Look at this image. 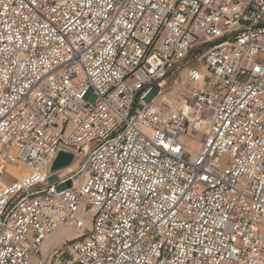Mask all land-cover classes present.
<instances>
[{"label": "built area", "instance_id": "1", "mask_svg": "<svg viewBox=\"0 0 264 264\" xmlns=\"http://www.w3.org/2000/svg\"><path fill=\"white\" fill-rule=\"evenodd\" d=\"M0 264H264V0H0Z\"/></svg>", "mask_w": 264, "mask_h": 264}, {"label": "rangeland", "instance_id": "2", "mask_svg": "<svg viewBox=\"0 0 264 264\" xmlns=\"http://www.w3.org/2000/svg\"><path fill=\"white\" fill-rule=\"evenodd\" d=\"M179 74H181V76L185 75V68H182L179 71ZM178 75H173L168 77L167 81H166V86H165V91H164V95L166 96V98H171V99H179L181 98L183 95V91L181 89V87L175 86L173 84L175 79H179L177 78ZM154 93L151 92L147 97H146V101H150L153 98ZM85 100H87L88 102H94L97 98V95L95 94V92H93L91 89H88L85 96H84ZM197 136V135H195ZM184 143L187 144V147L190 149V152L194 153L197 149H198V144L194 141L191 140H185ZM76 167V162L74 161V167ZM27 169H23L22 172H25ZM68 170L63 169L60 172L61 173H66ZM21 172V173H22ZM5 177L8 178V180L14 179L16 177H18V173L15 169L13 168H8L5 172ZM59 179L58 173H54L53 175L48 177V182H56ZM66 186V183H60L56 185V188H63ZM89 224V223H87ZM54 231H56L55 233H53V235H50L51 237L48 238L47 240H43L44 242L41 245V249L45 250L48 247H51L52 245L55 244H59L60 241L64 240V239H68L71 237H75L77 235V231L70 227V226H59L57 227ZM50 241V242H49ZM49 242V243H48ZM48 243V244H47Z\"/></svg>", "mask_w": 264, "mask_h": 264}, {"label": "water", "instance_id": "3", "mask_svg": "<svg viewBox=\"0 0 264 264\" xmlns=\"http://www.w3.org/2000/svg\"><path fill=\"white\" fill-rule=\"evenodd\" d=\"M72 159H73V155L70 152L60 150L57 153L51 165V168L52 170H60L62 168H65L72 163Z\"/></svg>", "mask_w": 264, "mask_h": 264}, {"label": "crops", "instance_id": "4", "mask_svg": "<svg viewBox=\"0 0 264 264\" xmlns=\"http://www.w3.org/2000/svg\"><path fill=\"white\" fill-rule=\"evenodd\" d=\"M27 170H28V169H27ZM27 170H26L25 172H27ZM21 172H22V171H21ZM25 172H22V173H25ZM61 226H63V225H61ZM55 232H56V231L53 230L51 233H49V234L45 237L44 240H47L48 238H50V237H51L50 235H53V233H55ZM53 236H54V235H53ZM51 238H52V237H51ZM43 242H44V241H43ZM49 242H50V241H49ZM49 242H48V243H49ZM48 243H47V244H48ZM55 245H57V244H55ZM52 246H53V245H52ZM52 246H51V247H52ZM51 247H48V248H46V249H49V248H51Z\"/></svg>", "mask_w": 264, "mask_h": 264}, {"label": "bare ground", "instance_id": "5", "mask_svg": "<svg viewBox=\"0 0 264 264\" xmlns=\"http://www.w3.org/2000/svg\"><path fill=\"white\" fill-rule=\"evenodd\" d=\"M73 167H74V162H72L70 165H68L67 167H65V168H62L61 170H63V169H66V170H68V171H70L71 169H73ZM60 170V171H61ZM59 226H61V225H59ZM58 226V227H59ZM66 226V225H65Z\"/></svg>", "mask_w": 264, "mask_h": 264}]
</instances>
